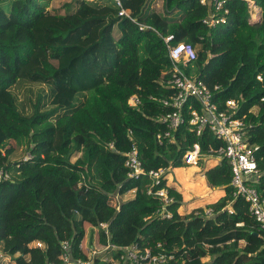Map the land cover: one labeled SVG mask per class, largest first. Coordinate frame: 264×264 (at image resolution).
I'll return each instance as SVG.
<instances>
[{"label": "trees", "instance_id": "16d2710c", "mask_svg": "<svg viewBox=\"0 0 264 264\" xmlns=\"http://www.w3.org/2000/svg\"><path fill=\"white\" fill-rule=\"evenodd\" d=\"M51 1L0 6V171L13 173L0 181V251L15 264H61L68 240L73 257L87 258L79 246L90 227L99 247L138 243L173 254L170 264L202 258L208 261L198 264H264V233L249 203L235 197L226 158L204 173L210 187L225 191L208 205L211 215L203 208L180 213L183 195L168 184L172 169L189 166L183 156L195 143L208 153L223 142L209 128L198 135L189 117L174 143L157 137L166 130L160 118L170 111L161 98L175 92L167 84L171 61L163 38L173 35L172 43L197 49L188 74L196 72L212 89L221 110L227 100H240L235 117L245 121L249 143L260 147L253 185L264 194V0H255L263 10L255 22L246 0H227L228 21L215 28L203 23L210 10L200 0H121L136 21L120 15L116 1L72 0L66 6L74 10L64 14L51 11ZM75 51L77 59L63 64ZM78 66L85 74L80 85L74 82ZM134 94L137 106L129 104ZM188 103L200 107L194 99ZM21 144L31 157L12 160ZM133 146L146 171L164 170L158 184L148 174L128 176L125 160ZM162 188L172 199L170 217L162 215L155 194ZM116 193L118 207L112 204ZM105 255L118 258L119 251ZM100 257L97 264H110Z\"/></svg>", "mask_w": 264, "mask_h": 264}, {"label": "built area", "instance_id": "2783aa9c", "mask_svg": "<svg viewBox=\"0 0 264 264\" xmlns=\"http://www.w3.org/2000/svg\"><path fill=\"white\" fill-rule=\"evenodd\" d=\"M121 7L119 14L126 15L136 21L131 16V10L123 7L121 0H114ZM202 5L209 7V14L203 19L209 28H215L218 25L225 24L228 21L227 14L229 8L226 7L227 0H200ZM249 11L250 21H259L262 18L263 10L255 0H246ZM255 12V13H254ZM168 49V56L171 61V77L167 84L175 89L170 97L161 98V102L170 107V111L162 116L160 120L166 124V130L158 133L157 137L160 141L164 139L175 142V132L185 123L187 117L191 125L196 129L198 135H202L206 128H209L213 134L223 142L219 147H210L208 153H205L199 143H195L188 149L184 156V162L191 166H197L204 159H216L218 162L223 158L229 161L232 171V185L235 188V197L241 196L249 203V210L255 219L259 222L262 232L264 233V194L260 193L253 185V182L259 181L260 170L257 162L258 145H251L246 135V123L242 118L235 117L238 113L241 102L238 99L231 98L227 100L224 109H220L218 104L214 102L212 89L202 80L188 74V70L194 67L199 55L195 46L186 41L172 43L174 36L168 35L163 37ZM263 80L261 76H258ZM219 89V86H215ZM196 100L200 107L196 108L189 100ZM264 99V98H263ZM137 94L129 99L131 106H137L139 103ZM113 147V144H111ZM31 155H27V160ZM125 166L128 168V176L138 179L142 175L148 174L152 177L155 184L160 182L163 169L146 171L140 159L139 150L133 146L127 153ZM13 173L1 170V179H12ZM152 193V189H149ZM134 194L135 189L128 194ZM162 200V215L170 217V213L166 209V205L171 202L168 190L166 188L159 189L155 192ZM119 206L121 197L118 193L113 195ZM229 211L233 210L229 207ZM208 215L212 214V209H207ZM109 235L108 223L103 222L100 225ZM34 246L44 247V242L35 241ZM160 246V244H158ZM63 253L60 256L61 264H97L96 258L101 255L100 261L110 264H170L174 258L173 254L162 252H154L151 248H142L138 243H132L127 246H119L109 243L106 246L99 247L95 245V240L80 244L79 248L88 255L87 258H75L72 256L71 243L66 240L62 242ZM109 249L119 251V257L105 255ZM5 252H0L1 258H9ZM54 264V263H48Z\"/></svg>", "mask_w": 264, "mask_h": 264}, {"label": "rangeland", "instance_id": "374dc122", "mask_svg": "<svg viewBox=\"0 0 264 264\" xmlns=\"http://www.w3.org/2000/svg\"><path fill=\"white\" fill-rule=\"evenodd\" d=\"M12 0H5L4 2L0 3V6L9 9V5ZM72 0H52L50 5V10L57 13H66L68 11H73L74 8L68 9L67 4L70 3ZM92 4L96 6L102 5H109L113 6L114 0H89ZM162 3L160 2L157 8H161ZM255 13V12H254ZM251 17V16H250ZM78 55L77 52H69L63 58V64L71 63L75 59H77ZM77 75L74 78V82L76 85H80V80L85 77L83 70L78 66L77 67ZM191 76L196 77V72L193 73ZM19 94L24 99H27V93L24 88L19 89ZM254 111L257 110V107L253 108ZM24 144V143H23ZM21 144L17 151L12 156V160L22 159V157L27 154L29 155V151H27V147ZM25 155V156H27ZM80 154L73 156L72 160H76V158ZM24 156V157H25ZM23 157V158H24ZM209 156H205L204 159L199 163L197 166H187L185 168L179 167L174 168L171 170L170 173L167 175L168 184L172 185L175 189L180 191L183 195V205L179 208V212L184 214L187 212H191L197 210L199 208L207 209L209 208L208 205L215 203L219 200L225 192H222L220 188H212L208 185L207 180L204 176V173L207 169L211 166V161L208 159ZM188 165V164H187ZM179 169V170H177ZM132 196V195H131ZM130 194H126V198L131 197ZM113 205L117 204L116 199L112 201ZM91 235V228H87V233L85 237L86 242H90L93 240L90 237ZM95 245L98 246L97 241H95ZM3 252V251H0ZM7 256V255H6ZM15 257L10 256L9 258H1L0 264H15ZM199 261L206 262L208 261L207 258H202ZM199 261H194L195 264H198Z\"/></svg>", "mask_w": 264, "mask_h": 264}, {"label": "crops", "instance_id": "0c3cea01", "mask_svg": "<svg viewBox=\"0 0 264 264\" xmlns=\"http://www.w3.org/2000/svg\"><path fill=\"white\" fill-rule=\"evenodd\" d=\"M209 160L212 162L210 168L218 164V160H216V159H212V158H210ZM182 168H185V167H182ZM220 190H221V189H220ZM221 191H222V192H225L224 190H221ZM131 195H133V194L130 193V196H131ZM224 195H225V194H224ZM224 195H223V196H224Z\"/></svg>", "mask_w": 264, "mask_h": 264}]
</instances>
